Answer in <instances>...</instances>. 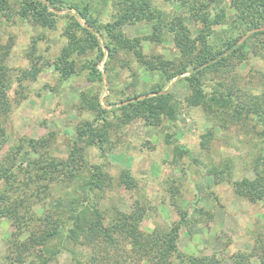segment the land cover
I'll return each instance as SVG.
<instances>
[{"label":"trees","instance_id":"16d2710c","mask_svg":"<svg viewBox=\"0 0 264 264\" xmlns=\"http://www.w3.org/2000/svg\"><path fill=\"white\" fill-rule=\"evenodd\" d=\"M159 1L168 4L170 12L160 9ZM225 4L226 0H0V19L7 25L20 20L43 31H54L59 16L66 20L61 32L64 43L51 62L47 59L43 62L44 57L37 54V45L45 34L31 41L25 54L31 62L28 69L7 66L15 45L11 36L8 42L0 43V144L5 141L4 125L12 111L8 93L13 74L18 83V90H13L17 103L21 101L18 98L25 97V85L35 82L45 67L63 81L84 74L88 81L102 83V74L96 66L105 54L106 78L112 91L115 72L130 69L135 63L136 71L152 79L157 77L149 82L148 89L143 87L108 100L110 110L103 108L96 92L82 91L77 109L92 118L81 120L74 127L66 157H57L52 149L55 132L37 140L21 137L7 152L0 166V218L7 220L14 231L6 241L5 264H50L64 250L65 241L82 247L89 243L87 239L93 238L110 246L114 236L128 242L126 255L148 264H172V259L179 264H250L253 256L264 264V232L257 235L251 251L237 252L227 263L214 254L192 256L181 252L177 240L187 214L176 204L173 207L180 218L170 229L143 233L139 224L145 207L136 201L127 213L117 208L106 209L102 203L113 179L105 170L107 164H90L88 159V149L92 147L105 159L115 145L112 132L133 120L149 127L161 125L164 118L173 123L177 105L166 85L180 78L189 87L184 98L188 107H200L209 121L222 129L237 122L244 127L249 125L248 130L262 145L261 150L253 160V176L241 178L233 188L238 197L252 204L264 202V92L252 93L248 82L242 87L227 82L234 71L232 61L244 62L247 48L264 59V0H228L227 5L233 10L230 15ZM59 11L66 14L58 15ZM189 21L198 25L194 35ZM142 23H151L152 29L143 39L156 47L169 38L176 50L174 58L155 52L146 54L142 38L125 34V26ZM215 25L223 28L216 39ZM135 76L136 72H132V77ZM119 93L124 95L123 91ZM208 132L201 136L203 148L213 136L212 131ZM229 170L225 165L219 170L212 167L209 174L229 175ZM127 173L121 171L116 182L131 191L137 187L136 181ZM69 186L75 192L73 199L53 198L56 191L61 193ZM39 203L43 212L37 216L32 207ZM25 233L26 237L21 239ZM54 238H59V242L55 244Z\"/></svg>","mask_w":264,"mask_h":264},{"label":"rangeland","instance_id":"374dc122","mask_svg":"<svg viewBox=\"0 0 264 264\" xmlns=\"http://www.w3.org/2000/svg\"><path fill=\"white\" fill-rule=\"evenodd\" d=\"M227 3L228 0L225 7L230 15L233 10ZM157 6L168 12L172 9L160 1ZM71 13L74 14V11ZM57 14L64 15L66 11ZM80 22L83 23L82 20ZM187 24L194 35L198 25L191 21ZM65 25L66 20L61 16L54 31H43L20 20L7 25L0 19V43L8 42L10 36L15 43L7 66L11 69H28L31 62L25 54L32 39L43 34L45 39L38 43L37 54L44 57L43 62L45 59L51 62L64 43L61 32ZM222 29L220 25L213 26L215 39L222 35ZM124 32L130 38L143 39L151 34V23L125 26ZM143 47L146 54L155 52L168 59L176 55L169 38L156 47L145 39ZM246 53L244 62L232 61L234 71L232 79L227 82L239 87L248 82L253 88L252 93L260 94L264 92V59L254 55L250 48L246 49ZM105 60L106 54L96 66L102 74V83H92L84 74L63 81L52 69L45 67L35 82L25 83V97L18 98L21 100L18 103L15 102L13 91L18 90V83L13 74V84L8 93L12 111L4 125L6 137L4 143L0 144V166L19 138L37 140L49 132L56 133L52 146L55 155L66 157L74 127L81 120L92 118L90 114L77 109L82 91L88 89L96 92L103 108L110 110L112 107L107 105L108 100L140 91L143 87L148 89L149 82L157 79L136 71L138 65L135 63L130 69H118V73L115 72L112 91L106 78ZM132 72H136L135 77H132ZM166 89L177 105V116L173 123H167L164 118L161 125L149 127L139 120H133L112 132L111 139L115 145L112 151L106 153L105 159L100 157L97 148L88 149L90 164H107L105 170L113 179L102 205L108 210L117 208L127 213L134 202L141 203L145 207V214L139 229L151 234L156 230L165 232L173 222L179 220L180 216L173 207L176 204L180 211L187 214V221L180 228L178 249L192 256L214 254L225 263L230 262L233 254L251 251L257 235L264 232V202L252 204L238 197L233 188L236 181L253 176V160L262 145L250 134L249 125L244 127L237 122L222 129L209 121L200 107H188L184 98L189 94V87L180 78L168 83ZM121 91L124 95H120ZM208 131H212L213 136L207 139V147L203 148L200 145L201 136H205ZM18 154L20 159L21 153ZM224 165L229 166V175H214L215 178L209 174L212 167L219 170ZM121 171L134 177L135 189L127 191L117 185L116 179ZM71 186L76 189L73 184ZM172 194L175 197L172 198ZM74 197L75 192L70 186L63 188L61 193L56 191L53 194V198L58 200H71ZM32 209L37 216L43 212L41 203ZM13 231L10 223L0 218V264H5L6 241ZM26 235L23 234L21 239ZM114 238L110 246L93 238L87 239L89 243L82 247L65 241L64 250L61 249L56 255L57 263L53 261L50 264H75V259L80 264H91L92 260L98 261V264H148L126 255L130 248L128 242L119 236ZM59 240L54 238V243ZM172 264L179 263L172 259ZM250 264H260L259 258L251 257Z\"/></svg>","mask_w":264,"mask_h":264}]
</instances>
